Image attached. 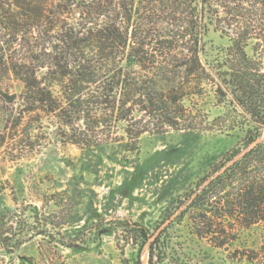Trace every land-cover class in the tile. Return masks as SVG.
Listing matches in <instances>:
<instances>
[{"label": "trees", "instance_id": "obj_1", "mask_svg": "<svg viewBox=\"0 0 264 264\" xmlns=\"http://www.w3.org/2000/svg\"><path fill=\"white\" fill-rule=\"evenodd\" d=\"M211 28L231 40L213 64L202 57ZM6 71L24 84L10 94L0 80L9 120L17 125L25 113L47 109L88 148L110 143L114 123L124 131L116 140L127 136L130 150L157 124L198 129L201 113L185 100L200 97L205 80L221 102L250 116L241 146L167 208L164 227L125 220L126 241L148 246V264L164 263L174 220L188 218L218 246L264 221V0H0ZM58 82L60 95L52 88ZM9 240L2 243L12 252ZM244 253L264 264V244Z\"/></svg>", "mask_w": 264, "mask_h": 264}, {"label": "rangeland", "instance_id": "obj_2", "mask_svg": "<svg viewBox=\"0 0 264 264\" xmlns=\"http://www.w3.org/2000/svg\"><path fill=\"white\" fill-rule=\"evenodd\" d=\"M204 41L209 64L231 44L214 28ZM0 80L10 94L24 90L11 72ZM204 86L200 97L185 100L201 113L198 129L157 124L141 136L139 150L128 149L127 136L116 140L121 124H113L110 143L88 148L72 141L69 128L47 109L25 113L15 125L0 105V264H148V246L126 241L125 220L151 231L164 227L167 208L240 147L252 128L250 116L221 102L210 80ZM52 88L60 95L59 82ZM169 226L163 264H260L244 252L264 244V221L223 246L197 235L188 218Z\"/></svg>", "mask_w": 264, "mask_h": 264}, {"label": "water", "instance_id": "obj_3", "mask_svg": "<svg viewBox=\"0 0 264 264\" xmlns=\"http://www.w3.org/2000/svg\"><path fill=\"white\" fill-rule=\"evenodd\" d=\"M260 141V140H259Z\"/></svg>", "mask_w": 264, "mask_h": 264}]
</instances>
